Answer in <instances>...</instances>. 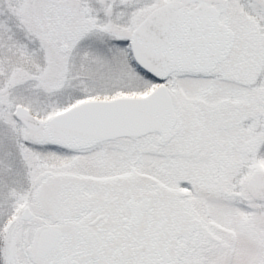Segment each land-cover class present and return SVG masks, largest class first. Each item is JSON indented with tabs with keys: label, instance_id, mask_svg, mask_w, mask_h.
Returning a JSON list of instances; mask_svg holds the SVG:
<instances>
[{
	"label": "snow or ice",
	"instance_id": "6c2138e0",
	"mask_svg": "<svg viewBox=\"0 0 264 264\" xmlns=\"http://www.w3.org/2000/svg\"><path fill=\"white\" fill-rule=\"evenodd\" d=\"M0 264H264V0H0Z\"/></svg>",
	"mask_w": 264,
	"mask_h": 264
}]
</instances>
